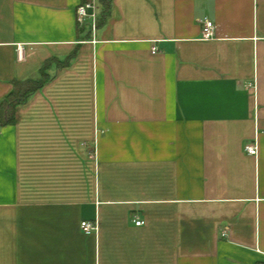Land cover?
Returning a JSON list of instances; mask_svg holds the SVG:
<instances>
[{
    "label": "crops",
    "instance_id": "0c3cea01",
    "mask_svg": "<svg viewBox=\"0 0 264 264\" xmlns=\"http://www.w3.org/2000/svg\"><path fill=\"white\" fill-rule=\"evenodd\" d=\"M84 1L0 0V264H264V0Z\"/></svg>",
    "mask_w": 264,
    "mask_h": 264
},
{
    "label": "built area",
    "instance_id": "2783aa9c",
    "mask_svg": "<svg viewBox=\"0 0 264 264\" xmlns=\"http://www.w3.org/2000/svg\"><path fill=\"white\" fill-rule=\"evenodd\" d=\"M99 2L95 0L84 1L80 3L75 9V21L79 29H89V33L92 35L94 41L95 33L98 29L99 20L101 18L99 11ZM201 39L204 41L211 40L215 36V25L210 19H204L201 23L200 31ZM151 52L154 54L156 52V47L151 48ZM18 56L21 60L23 58V49L19 47ZM244 151L250 156H257L258 148L256 142L246 144L244 146ZM134 223L136 226L143 225V221L135 219ZM82 232L85 234H90L96 231L97 227L87 221H83L80 224ZM222 235H225L223 233Z\"/></svg>",
    "mask_w": 264,
    "mask_h": 264
},
{
    "label": "trees",
    "instance_id": "16d2710c",
    "mask_svg": "<svg viewBox=\"0 0 264 264\" xmlns=\"http://www.w3.org/2000/svg\"><path fill=\"white\" fill-rule=\"evenodd\" d=\"M99 6L102 20L110 10L111 0H99ZM68 64V62L65 63V66ZM48 66L49 62L41 67L38 77L12 82L10 94L0 102V127L13 124L16 107L25 104L32 95L52 79L46 72Z\"/></svg>",
    "mask_w": 264,
    "mask_h": 264
},
{
    "label": "rangeland",
    "instance_id": "374dc122",
    "mask_svg": "<svg viewBox=\"0 0 264 264\" xmlns=\"http://www.w3.org/2000/svg\"><path fill=\"white\" fill-rule=\"evenodd\" d=\"M85 30H88V29L85 28Z\"/></svg>",
    "mask_w": 264,
    "mask_h": 264
}]
</instances>
